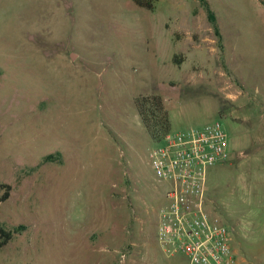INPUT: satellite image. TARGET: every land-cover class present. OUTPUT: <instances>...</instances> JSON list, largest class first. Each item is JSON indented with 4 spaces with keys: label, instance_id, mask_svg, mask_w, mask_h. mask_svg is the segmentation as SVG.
Wrapping results in <instances>:
<instances>
[{
    "label": "rangeland",
    "instance_id": "rangeland-1",
    "mask_svg": "<svg viewBox=\"0 0 264 264\" xmlns=\"http://www.w3.org/2000/svg\"><path fill=\"white\" fill-rule=\"evenodd\" d=\"M205 1L221 40L201 0H0V224L20 230L0 264H190L156 235L151 94L169 133L224 129L205 208L264 264V0Z\"/></svg>",
    "mask_w": 264,
    "mask_h": 264
},
{
    "label": "built area",
    "instance_id": "built-area-1",
    "mask_svg": "<svg viewBox=\"0 0 264 264\" xmlns=\"http://www.w3.org/2000/svg\"><path fill=\"white\" fill-rule=\"evenodd\" d=\"M161 141L149 153V161L155 178L169 184L156 229L162 250L182 254L190 264H236L230 230L205 208L207 170L229 156L224 129L210 123L168 133Z\"/></svg>",
    "mask_w": 264,
    "mask_h": 264
},
{
    "label": "trees",
    "instance_id": "trees-1",
    "mask_svg": "<svg viewBox=\"0 0 264 264\" xmlns=\"http://www.w3.org/2000/svg\"><path fill=\"white\" fill-rule=\"evenodd\" d=\"M132 2L141 8H146L148 10L153 9L154 0H132ZM205 11L207 13L208 21L211 23L212 28L215 32V35L218 37V40H221L220 33L215 24V16L211 11L208 3L205 0H201ZM177 55L174 57V62H176ZM179 62V60L177 61ZM135 106L137 113L140 117L141 122L149 133L150 137L159 142L163 137L169 133V119L162 98L159 95H145L136 97ZM53 156L46 157L45 160L52 159ZM9 188L7 185L0 184V189ZM8 193L6 192L1 198L0 202L6 200ZM18 228L13 230H6L0 224V248L5 246L13 237V235L18 234Z\"/></svg>",
    "mask_w": 264,
    "mask_h": 264
}]
</instances>
